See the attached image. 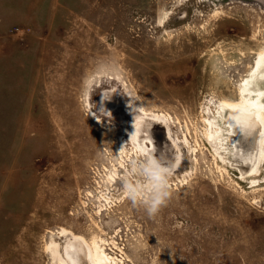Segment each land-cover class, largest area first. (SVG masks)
<instances>
[{"label":"rangeland","instance_id":"374dc122","mask_svg":"<svg viewBox=\"0 0 264 264\" xmlns=\"http://www.w3.org/2000/svg\"><path fill=\"white\" fill-rule=\"evenodd\" d=\"M261 48L264 0H0V264H60L51 241L86 246L85 264L93 242L102 264H264V163L205 135ZM103 89L171 138L155 124L137 147L108 119L91 142L64 137L101 118ZM153 147L181 163L149 218L125 184H146Z\"/></svg>","mask_w":264,"mask_h":264},{"label":"bare ground","instance_id":"6f19581e","mask_svg":"<svg viewBox=\"0 0 264 264\" xmlns=\"http://www.w3.org/2000/svg\"><path fill=\"white\" fill-rule=\"evenodd\" d=\"M118 98L113 90L103 89L99 92L98 102L95 105L96 113L101 114V118L93 115L88 121L78 115L77 126L72 122L70 128H63V136L67 139L74 136L81 139L85 136L91 142L93 141L91 134L95 130L92 124L97 122L105 124L106 122L102 121L108 119L113 122V124L109 123L111 127H104L109 129L108 133L120 129V132H123L126 138L128 136L137 147L149 136L148 133H151L155 124L162 127L168 139L171 138L169 126L162 119L163 117L149 113L145 108L136 107L133 103L121 106ZM208 121L210 129H206L205 135L211 139L219 155L242 163L247 159H259L258 163L256 161L253 165L255 169L253 173L257 174L264 163V49L257 51L247 74L240 79L237 99L218 101ZM99 126L103 127L102 124ZM70 129L72 133L69 132ZM255 147L259 148L260 153L251 149L254 155H250V148ZM118 181L119 177L112 172L108 178L109 189L117 185ZM46 248L55 254L60 264H66L64 259H67L68 264H85V257L88 256L86 246L80 243L75 245L67 241L62 246L51 241ZM98 248L93 242L90 255L96 264H102L106 262V257ZM83 249L86 256L82 252Z\"/></svg>","mask_w":264,"mask_h":264},{"label":"clouds","instance_id":"9594fccd","mask_svg":"<svg viewBox=\"0 0 264 264\" xmlns=\"http://www.w3.org/2000/svg\"><path fill=\"white\" fill-rule=\"evenodd\" d=\"M154 147L145 154L143 175L147 178L146 184H125L126 194L133 203L139 202L147 212L149 218L156 216L171 197L169 179L174 175L181 161L175 157L170 164H161L159 156L155 155Z\"/></svg>","mask_w":264,"mask_h":264}]
</instances>
